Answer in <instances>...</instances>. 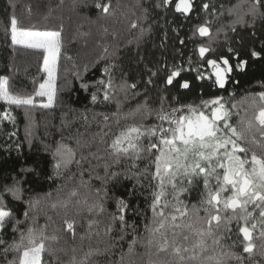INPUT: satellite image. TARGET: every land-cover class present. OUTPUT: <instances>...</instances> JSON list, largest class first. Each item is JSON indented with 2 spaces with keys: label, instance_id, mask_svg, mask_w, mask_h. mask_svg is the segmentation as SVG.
I'll list each match as a JSON object with an SVG mask.
<instances>
[{
  "label": "snow or ice",
  "instance_id": "1",
  "mask_svg": "<svg viewBox=\"0 0 264 264\" xmlns=\"http://www.w3.org/2000/svg\"><path fill=\"white\" fill-rule=\"evenodd\" d=\"M172 2L158 0L154 7L167 9ZM9 5L15 8L14 0H9ZM138 6L141 7V16L132 21V28L139 27L149 16V8L143 7L141 0H138ZM94 7L100 15L111 14V0H95ZM195 10V0H175L174 11L186 19ZM200 10L205 14L204 23L193 27L189 39L195 42L197 37L207 38L208 43L196 44L188 58L187 68L183 64L169 65L166 60L156 69L148 68L150 75L143 91L138 90V82L122 80L117 84L115 64H105L100 69L99 78L94 81L84 79L89 71L87 64L83 73L79 70L75 73L80 87L90 92L91 104L107 106L115 103L117 112L111 116L105 112L98 113L105 124L118 115L125 103L144 97L131 110V122L128 116H124L123 125L117 119L115 134L102 131L99 135V142L105 146L103 150L111 157L112 163L104 165L105 176H97V179L107 182L121 175L128 179V173L136 168V162L147 159L143 172L133 175L141 187V177L148 180V187L152 190L151 217L145 219L143 233H138L137 225L126 219L129 205L121 198L117 200L116 212L106 231L112 232L113 225L118 223L121 235L117 239L122 240L123 233L131 229L133 240L130 250L136 243H142L149 257L148 264H264V246L257 249L255 243L257 239L264 241V90L248 92L239 100L229 93L227 98L211 96L201 98L198 103L178 106L166 104L163 96L159 107L154 108L149 103L148 86H153L154 78H159L161 73H164L165 89L177 84L182 90L190 89V81L180 79L184 71L195 72L197 81L208 80L212 87L225 89L236 73L246 70L248 59L241 58V53L231 46L227 49L228 55H215L213 44L218 42L225 29H217L215 39L210 29L212 20L225 14L224 6L221 5L218 11L213 3L205 0ZM227 15L234 17L226 26L232 32H236L238 26L254 27L257 19H264V0H242L228 8ZM4 31L13 46L43 53L42 71L46 78L32 93L20 94L11 91L8 77L0 76V101L23 108L26 118L29 111L37 107V97L43 98L39 107L53 108L59 91L61 33L38 30L35 25L26 27L14 13L9 16ZM180 44L184 45L185 41L181 39ZM246 55L255 60L261 58L262 52L252 48ZM194 56L197 59L194 60ZM205 63L210 71L201 70ZM118 93H123V100L117 98ZM136 115L140 117L138 121L134 119ZM2 121L15 124V117L5 111L0 113ZM25 134L26 138L32 136L31 125L25 127ZM15 135L14 131L9 133L10 137ZM53 156L54 159L58 157L54 169L59 170L71 162L74 152L67 145L58 143ZM122 160L130 161L131 167L123 173L113 170ZM33 172H36L35 168H21L20 174L11 177V183H0V233L11 224L12 232L19 234L11 241L0 235V257L6 264H44L45 254L55 258L51 243L58 242L60 237L49 235L47 225L39 228L31 225L26 231L21 230L19 225L22 222L10 206L11 202L24 200V184ZM132 191H135V186ZM193 191L198 193L195 202L190 200ZM99 192L97 189V194ZM24 202L27 208L23 215L27 220L38 200L33 197ZM59 206L66 209L68 204L64 202ZM52 207L56 208L57 204ZM96 208L104 211L102 205H92L88 211ZM233 224L238 228V238L242 239L239 243L233 241L226 245L225 241L231 238ZM64 225L68 233L75 235L74 220H65ZM89 227H92V222ZM254 232L258 235L254 236ZM238 246L242 247V252L233 250Z\"/></svg>",
  "mask_w": 264,
  "mask_h": 264
},
{
  "label": "trees",
  "instance_id": "2",
  "mask_svg": "<svg viewBox=\"0 0 264 264\" xmlns=\"http://www.w3.org/2000/svg\"><path fill=\"white\" fill-rule=\"evenodd\" d=\"M141 2L143 7L149 8L148 19L139 27L132 28V21L141 16L138 0H111L112 10L108 15L98 14L94 7L95 0H14L15 8L9 5V0H0V76L8 77L12 92L32 93L46 78V73L42 71L41 51L11 44L10 37L4 31L9 16L14 13L26 27L35 25L38 30L61 33L57 81L59 91L54 107H39L43 98L37 97V107L31 109L26 118L23 108L0 101V113L7 111L15 117V124L0 122V183H11V177L20 174L21 168L36 169V172L28 175L24 184V200L10 203L22 222L19 227L26 231L31 225L37 228L47 225L49 235L60 237L58 242L51 243L55 258L45 254L44 264H73V257L75 264H148L149 257L142 243H136L130 250L133 240L131 229L123 233L122 240L117 239L121 235L118 223L113 225L112 232L106 231L116 212L117 200L122 198L129 205L126 219L137 225L138 233H143L144 221L151 217L149 205L152 190L148 187L147 179L141 177V187L133 174L143 172L147 159L136 162V168L128 173V179L124 175L107 182L97 179V176H105L104 165L112 163L111 157L103 150L105 146L99 142V135L102 131L115 134L118 130L116 121L119 119L123 125L124 116H128L131 122V110L144 97L125 103L118 115L105 124L98 113L105 112L111 116L117 112L115 103L107 106L91 104L90 92H85L80 87V81L75 75L77 70L83 73L84 65L87 64L89 71L84 79L94 81L99 78L100 69L105 64H115L117 84L122 80L138 82V90L143 91L150 75L148 68L156 69L165 60L169 65L183 64L187 68L188 58L193 54L196 44L208 43L207 38L197 37L195 42L189 39L193 27L204 23L205 14L200 7L205 0H195L196 10L188 19L174 11L175 0L167 9L155 8L158 0ZM209 2L218 11L223 5L225 13L212 20L210 34L214 39L217 29H225L220 33L218 42L213 44L215 55H228L227 49L231 46L241 53V58L248 59L246 70L236 73L225 89L212 87L208 80L197 81L196 73L189 71H184L180 79L189 80L190 89L182 90L178 84L165 89L164 73H161L159 78H154V85L148 86L147 94L152 107H159L162 96L166 98V104L178 106L198 103L201 98L211 96L227 98L229 93H233L235 99L239 100L248 92L264 90V19H257L254 27L238 26L236 32H232L226 26L234 17L227 15V9L242 0ZM142 30H145L143 35ZM181 39L185 41L184 45L180 44ZM252 48L262 52L261 58L253 60L246 55ZM102 56L104 59L100 60ZM193 59L197 57L194 56ZM98 60L93 67V63ZM201 70L210 71L206 63ZM117 98L123 100V93H118ZM134 119L138 121L139 115ZM27 125L32 127L33 134L30 138H26L25 134ZM13 131L16 135L10 137L9 133ZM58 143L71 148L74 156L67 166L56 170L54 164L58 157L54 159L53 153ZM130 167V161L122 160L113 170L123 173ZM134 186L135 191H132ZM97 189L100 190L99 194ZM73 192L76 193L75 196L72 195ZM33 197L37 198L38 203L25 220L23 213L27 204L24 201ZM197 199L198 193L193 191L190 200L195 202ZM64 202L68 204L66 209L59 206ZM53 204H57V207L53 208ZM92 205H102L104 211L100 212L96 208L89 212ZM65 220L75 221V235L65 230ZM237 231L238 228L233 224V232L231 238L225 241L226 245L233 241L239 243L242 237L238 238ZM0 235L11 241L14 237L18 238L19 234H14L12 225L9 224ZM256 235L258 232H254V236ZM255 243L257 249L264 246V241L257 239ZM233 250L242 252V247L238 246ZM0 264H6L3 257H0Z\"/></svg>",
  "mask_w": 264,
  "mask_h": 264
}]
</instances>
